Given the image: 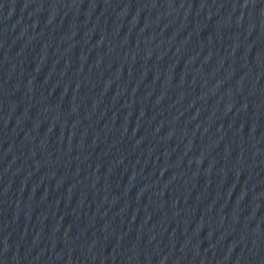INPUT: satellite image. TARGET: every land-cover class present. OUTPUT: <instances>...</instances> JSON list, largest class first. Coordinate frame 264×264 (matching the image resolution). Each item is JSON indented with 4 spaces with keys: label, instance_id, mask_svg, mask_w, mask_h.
I'll list each match as a JSON object with an SVG mask.
<instances>
[{
    "label": "water",
    "instance_id": "95a60500",
    "mask_svg": "<svg viewBox=\"0 0 264 264\" xmlns=\"http://www.w3.org/2000/svg\"><path fill=\"white\" fill-rule=\"evenodd\" d=\"M0 264H264V0H0Z\"/></svg>",
    "mask_w": 264,
    "mask_h": 264
}]
</instances>
